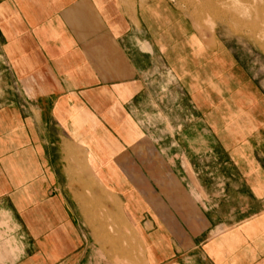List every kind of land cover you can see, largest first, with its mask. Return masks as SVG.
I'll return each mask as SVG.
<instances>
[{
  "label": "crops",
  "instance_id": "obj_1",
  "mask_svg": "<svg viewBox=\"0 0 264 264\" xmlns=\"http://www.w3.org/2000/svg\"><path fill=\"white\" fill-rule=\"evenodd\" d=\"M0 264H264V80L168 0H0Z\"/></svg>",
  "mask_w": 264,
  "mask_h": 264
},
{
  "label": "rangeland",
  "instance_id": "obj_2",
  "mask_svg": "<svg viewBox=\"0 0 264 264\" xmlns=\"http://www.w3.org/2000/svg\"><path fill=\"white\" fill-rule=\"evenodd\" d=\"M198 31L231 47L254 76L264 80V0H168Z\"/></svg>",
  "mask_w": 264,
  "mask_h": 264
}]
</instances>
